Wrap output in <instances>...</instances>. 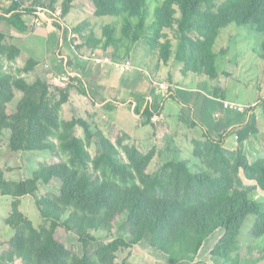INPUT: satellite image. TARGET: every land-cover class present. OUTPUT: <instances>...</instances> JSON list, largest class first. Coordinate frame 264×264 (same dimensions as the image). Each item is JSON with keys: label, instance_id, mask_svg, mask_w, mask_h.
<instances>
[{"label": "trees", "instance_id": "16d2710c", "mask_svg": "<svg viewBox=\"0 0 264 264\" xmlns=\"http://www.w3.org/2000/svg\"><path fill=\"white\" fill-rule=\"evenodd\" d=\"M217 1L165 0L156 10L153 40L159 41L163 31L175 30L176 59L211 78L218 75L215 46L223 29L248 26L264 34V0H225L219 5ZM93 2L96 16L123 18V36L132 43L141 41L147 26V0ZM72 4L73 0H65L63 18ZM33 12L34 8L19 10L8 20L19 35L27 32L22 17ZM113 32L112 27L105 28V49L116 45ZM2 41L0 34V148L3 135L9 132L11 152L49 151L61 159L41 163L32 177L19 181L6 179L0 167V195L13 198L5 224L14 231L0 262L127 264L118 261V252L134 248L149 236L151 247L166 255L169 263L197 264L204 241L221 230L210 251L212 263H242L240 236L250 216L255 220L250 236H264V203L256 199L257 191H264V158L251 163L243 150L225 148V136L213 138L205 131L204 140L194 142L193 155L200 160L196 171L185 159L166 162L151 172L156 149L144 153L122 137L113 142L82 118L63 120L61 111L69 92L56 89L60 97L52 100L48 82L41 78L29 82L23 75L33 71V60L15 71L6 70L3 60L14 62L19 50L6 48ZM100 44L97 41L95 46ZM173 47L170 39L163 42L160 60L168 63ZM162 109L160 102H149L138 112L150 124ZM78 128L85 138L77 135ZM95 142L100 148L93 155L90 147ZM52 180L61 183L60 194L39 196L40 183ZM28 196L49 226L36 227L20 209L21 200ZM119 220H124L128 236L98 244L93 254L72 253L58 236L59 229L73 233L87 248L97 242L94 232L111 233Z\"/></svg>", "mask_w": 264, "mask_h": 264}, {"label": "crops", "instance_id": "0c3cea01", "mask_svg": "<svg viewBox=\"0 0 264 264\" xmlns=\"http://www.w3.org/2000/svg\"><path fill=\"white\" fill-rule=\"evenodd\" d=\"M31 2L32 0H0L2 44L6 48L15 47L19 50L14 62L8 61L12 66L22 68L29 60L36 62L33 71L24 74L26 78H41L50 84L51 90L69 92V101L61 111L63 120H87L86 117L91 115L87 121L113 142L122 137L144 153L156 149L154 162L158 158L162 159L161 165L174 158L185 160L186 153L191 156L187 160L196 158L193 155L194 142L204 140L205 131L213 138L225 136V148L243 150L251 163L264 158V92L260 91L254 99L243 97L244 100H240L241 95L247 94L246 91L251 87L240 82L245 70L244 74L238 71L237 80L241 87L235 83L234 92L229 93V81L233 73L228 71V65L232 66L230 54L236 48L230 45L218 49L215 46L218 54L216 78L193 68L189 69L176 56L164 63L150 56L148 50H142L143 54L135 52L134 56L138 60H128L133 68L124 72L114 63H96L83 58L91 51L99 53L102 50L96 49L99 45L88 49L80 38H71V33H76L74 27L70 26L71 13L58 23L60 26H57V21L36 26V13L26 14L22 20L27 32L19 35L8 20L19 10L45 7L30 6ZM17 3L18 10L15 9ZM72 5L71 12L75 9V4ZM220 66L223 69H219ZM63 77H67L69 81L54 82V78L61 80ZM162 85H167L168 88H162ZM55 94L59 96L57 90ZM149 102H160L163 109L150 124H146L138 109ZM226 102L245 106L250 112L241 114L227 110L224 106ZM66 111L70 113L69 119L63 118ZM193 121L198 125H191ZM219 238L220 236L216 242ZM202 254L203 248L197 257V264L207 263L201 260ZM19 263L23 264L21 260L12 264Z\"/></svg>", "mask_w": 264, "mask_h": 264}, {"label": "rangeland", "instance_id": "374dc122", "mask_svg": "<svg viewBox=\"0 0 264 264\" xmlns=\"http://www.w3.org/2000/svg\"><path fill=\"white\" fill-rule=\"evenodd\" d=\"M164 1L165 0H147V26L145 33L141 37V41L138 43H132L123 36V18L96 16L93 0H73L75 9L72 10V12L70 11V19L72 20L70 26L74 27V32L78 34L79 38L88 49H91V47L94 49L96 41H100L101 44L99 47L97 46L96 49L102 50L103 52L99 51L102 55H109L111 60L114 61H127L131 59L137 61L138 59L135 58L134 53L138 51L137 53L141 54L142 50H148L150 56L160 59L161 46L163 42H166L169 39L174 43V47L172 48L173 56L171 58L174 59L178 51V40H176L177 33L175 30L163 31L160 40L157 42L154 41L155 44L153 43V40L156 38V10ZM223 1L225 0H218L217 4L219 5ZM64 2L65 0H32L30 6L42 5L47 8L52 7L56 9L63 8ZM177 17H180L179 13L177 14ZM107 26L112 27L114 30L113 35L116 39V45L109 46V48L105 49L104 46L107 42V37L104 32ZM191 36L198 39V35L195 33L191 34ZM230 45L232 48L236 49H233V52L230 54L232 66L228 65V71L233 73V76L230 77L229 81V86L231 85L229 87V93L232 94L234 92L233 89H235V83H238V86L241 87L237 80L238 71H241L244 74L246 70L244 77L240 82L242 85L249 84L251 87L249 91H246L247 94L241 95L242 97H240V100H244V98L250 100L251 97L254 99V97L259 95L260 91L264 92V34L257 32L252 27L231 25L221 31V36L217 40L216 48L222 49L224 47H230ZM3 64L6 70L10 71L11 68L15 71L17 69L16 66H12L5 59L3 60ZM184 64L189 69L192 68V65H188L186 62H184ZM237 67L240 69L238 70ZM219 69H223V66H220ZM27 80L29 82L35 81L32 77H28ZM52 92L51 99L56 100V90L52 89ZM20 97L21 93L18 92L17 98L19 99ZM57 97H60V95ZM15 107L16 102L10 106V114H12ZM90 117L91 115H88L86 119L89 120ZM63 118L69 119L70 113L66 111V114H63ZM90 122L92 123L91 120ZM93 127L96 128L95 126ZM76 133L79 137L85 138L84 131L81 128H78ZM8 143L9 132H5L2 138V147L0 148V167L5 170L6 179L11 181L30 178L41 163L54 164L61 159L49 151L13 153L8 149ZM99 148L100 147L95 142L90 147V151L95 155ZM184 156L187 157V159L191 157L189 153H186ZM179 159L180 158H174L173 160ZM190 161L191 170L196 171L197 166L200 165V160L197 158H191ZM161 163L162 159H156L151 166L150 171L156 172L161 166ZM60 189L61 183L58 180H52L49 184L42 182L40 183L38 194L39 196H57L60 194ZM256 199L264 203V191H257ZM12 202L13 198L0 195V243L3 244L2 246L0 245V253L9 248L8 242L14 235L13 229L5 224V219L12 211ZM21 202L20 209L36 227L42 228L46 225L49 226V223L43 220L32 197H25ZM254 221V218L250 216L242 228L240 236L241 264H264V236L261 238L250 236ZM220 232L216 231L204 241L201 260H205L207 263L203 264H213L210 257V251L220 236ZM93 234L97 238V242L92 243L86 248L80 243L77 235L73 233L68 234L61 229L58 230L59 238L66 243L72 253L79 256H82L84 253L93 254L100 243H108L114 238L128 236L127 230L124 228V220H119L115 225V229L111 233L94 232ZM117 257L119 262L125 261L127 264H171L166 255L151 247L149 236L145 237L143 241L134 248L119 251ZM0 264H2V262H0Z\"/></svg>", "mask_w": 264, "mask_h": 264}, {"label": "built area", "instance_id": "2783aa9c", "mask_svg": "<svg viewBox=\"0 0 264 264\" xmlns=\"http://www.w3.org/2000/svg\"><path fill=\"white\" fill-rule=\"evenodd\" d=\"M18 1V0H16ZM35 13H36V18L34 20V24L36 26H41L45 22H62L63 21V8H57L55 10H52L47 7H37L35 8ZM71 38L72 39H78L79 36L76 33H71ZM84 59L86 60H93L96 63H103V62H111L114 63V65L121 69L124 72H128L132 70V64L130 61H114L111 60L109 56L101 55L100 52H90L87 55L83 56ZM69 79L67 77H63L61 80L59 78H54V82L60 83V82H68ZM162 88L167 89V85H162ZM225 108L227 110L235 111L237 113L241 114H249V109L245 106L238 105L236 103L230 102V103H225L224 104Z\"/></svg>", "mask_w": 264, "mask_h": 264}]
</instances>
